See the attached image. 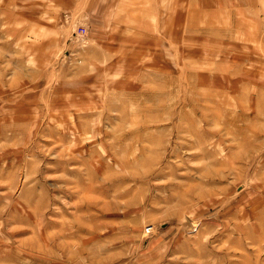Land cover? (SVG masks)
Segmentation results:
<instances>
[{
	"label": "rangeland",
	"instance_id": "374dc122",
	"mask_svg": "<svg viewBox=\"0 0 264 264\" xmlns=\"http://www.w3.org/2000/svg\"><path fill=\"white\" fill-rule=\"evenodd\" d=\"M0 264H264V0H0Z\"/></svg>",
	"mask_w": 264,
	"mask_h": 264
}]
</instances>
